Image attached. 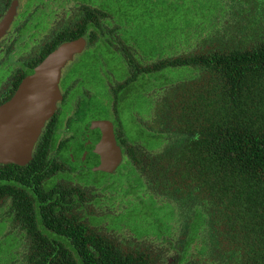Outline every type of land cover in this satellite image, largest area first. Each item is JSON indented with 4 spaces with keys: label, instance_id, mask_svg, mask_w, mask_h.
<instances>
[{
    "label": "flooded vegetation",
    "instance_id": "obj_1",
    "mask_svg": "<svg viewBox=\"0 0 264 264\" xmlns=\"http://www.w3.org/2000/svg\"><path fill=\"white\" fill-rule=\"evenodd\" d=\"M124 28L127 24H117L111 13L85 0H0V105L51 52L68 43L80 45L59 66V97L30 158L12 164L48 173L41 185L78 228L84 227L82 234L107 238L138 264H230L222 225L211 221V209L202 206L198 191L177 182V166L168 160L177 152L170 148L177 142L169 109L177 100V86L168 88L160 103L156 95L177 80L131 90L142 77L172 68L163 66V59L176 57L177 44L147 57L136 40L122 36ZM101 49L112 65L122 60L125 76L109 72L101 82L89 75L86 84L80 57L89 50L98 67ZM144 96L152 106L141 115L138 99ZM148 136L158 142L149 145ZM15 228V251L25 253L29 238ZM74 246L62 247L85 249Z\"/></svg>",
    "mask_w": 264,
    "mask_h": 264
},
{
    "label": "trees",
    "instance_id": "obj_2",
    "mask_svg": "<svg viewBox=\"0 0 264 264\" xmlns=\"http://www.w3.org/2000/svg\"><path fill=\"white\" fill-rule=\"evenodd\" d=\"M165 1L196 9L177 26V46L186 36L204 38L163 59L187 70L168 107L177 142L168 160L177 182L198 191L222 225L230 264H264V0ZM45 175L0 164V219L29 238L21 264L140 263L107 238L83 235L41 185ZM71 244L85 249L62 247Z\"/></svg>",
    "mask_w": 264,
    "mask_h": 264
},
{
    "label": "rangeland",
    "instance_id": "obj_3",
    "mask_svg": "<svg viewBox=\"0 0 264 264\" xmlns=\"http://www.w3.org/2000/svg\"><path fill=\"white\" fill-rule=\"evenodd\" d=\"M91 3L99 4L100 8L111 13L113 20L117 24H127L128 28L121 30L122 36L127 37L137 41L138 47L142 50L147 57H152V55H159L170 52L176 46L177 42H180V39L177 35V26L183 21V16H189V12L196 11L195 8L184 6L180 1L177 3V6H170L163 0H148L146 2H141L140 0H85ZM195 1V0H193ZM208 1V0H206ZM166 2V1H165ZM148 4V5H147ZM147 6V7H146ZM191 6V5H190ZM123 28V27H122ZM204 36V35H203ZM203 37H184L183 41L178 44L177 49L179 51L189 50V43H203ZM219 43V42H218ZM217 43V44H218ZM192 46V45H191ZM192 48V47H191ZM177 50V51H178ZM101 61L99 66L95 65V60L91 57L90 52L84 53L81 59V69H83L82 76L85 77L86 84L88 83V76L92 77L96 75L98 81H103L104 76H107L108 73H114L115 76L124 77L125 71L123 70L124 65L122 60L116 58V61L119 65H112V57H108L109 53L106 50L101 49ZM107 68V69H106ZM116 70L118 72H116ZM163 71V70H162ZM153 72L150 75L142 77V82H135L131 90L141 89L146 84L148 85V90H151V87H159L157 83H160L162 80L164 83L173 82L174 80H180L183 74L187 73L186 69H177L174 68H165L163 71ZM178 84L174 82L170 87H163L162 92L156 95V103H160L163 97L166 98L168 88H174ZM131 91V92H132ZM135 92V91H133ZM149 96H144L143 98L138 99V104H141L139 109L141 115L148 114L149 109L151 108V100L149 101ZM131 100V97H130ZM128 100V101H130ZM145 131L143 132V138L147 135ZM149 145H155L158 141L152 139L148 136ZM93 179V177L91 176ZM196 225L198 222L195 223ZM8 227V228H6ZM13 232L14 236L18 230L8 225L6 220L0 219V264H21L23 259V251L15 252V239L11 235ZM208 233H214L212 228L208 226Z\"/></svg>",
    "mask_w": 264,
    "mask_h": 264
},
{
    "label": "water",
    "instance_id": "obj_4",
    "mask_svg": "<svg viewBox=\"0 0 264 264\" xmlns=\"http://www.w3.org/2000/svg\"><path fill=\"white\" fill-rule=\"evenodd\" d=\"M78 42L60 46L46 56L18 84L12 96L0 105V163L23 164L43 122L59 97V66Z\"/></svg>",
    "mask_w": 264,
    "mask_h": 264
}]
</instances>
